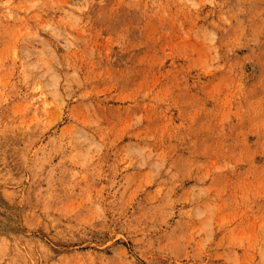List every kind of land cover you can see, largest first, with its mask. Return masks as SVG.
Listing matches in <instances>:
<instances>
[{
	"label": "rangeland",
	"instance_id": "rangeland-1",
	"mask_svg": "<svg viewBox=\"0 0 264 264\" xmlns=\"http://www.w3.org/2000/svg\"><path fill=\"white\" fill-rule=\"evenodd\" d=\"M0 264H264V0H0Z\"/></svg>",
	"mask_w": 264,
	"mask_h": 264
}]
</instances>
